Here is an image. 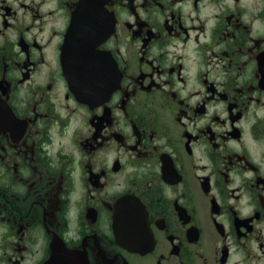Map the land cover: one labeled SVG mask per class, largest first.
I'll list each match as a JSON object with an SVG mask.
<instances>
[{"label":"flooded vegetation","instance_id":"flooded-vegetation-1","mask_svg":"<svg viewBox=\"0 0 264 264\" xmlns=\"http://www.w3.org/2000/svg\"><path fill=\"white\" fill-rule=\"evenodd\" d=\"M0 264H264V0H0Z\"/></svg>","mask_w":264,"mask_h":264},{"label":"water","instance_id":"water-1","mask_svg":"<svg viewBox=\"0 0 264 264\" xmlns=\"http://www.w3.org/2000/svg\"><path fill=\"white\" fill-rule=\"evenodd\" d=\"M78 53H79V50H77V51H75V52H73V53L70 54V55L74 54L72 57H70V59L73 61V62L71 61V64L74 67V69L72 70V72H74V74H77L78 73V71H77V66L79 64V61L77 62V59H78V56L77 55H79ZM79 76H80V74H79ZM85 90H88V89H85ZM56 256L57 255L55 254V257Z\"/></svg>","mask_w":264,"mask_h":264}]
</instances>
